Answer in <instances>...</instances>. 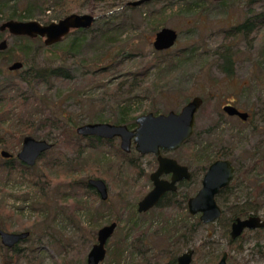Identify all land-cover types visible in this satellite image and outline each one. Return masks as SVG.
I'll list each match as a JSON object with an SVG mask.
<instances>
[{"label": "rangeland", "instance_id": "374dc122", "mask_svg": "<svg viewBox=\"0 0 264 264\" xmlns=\"http://www.w3.org/2000/svg\"><path fill=\"white\" fill-rule=\"evenodd\" d=\"M125 1L114 0L113 4L106 1L98 2L94 11L90 10L86 2H83L77 7L78 10L72 12L92 13L99 19L113 14H124L126 19L132 20V24L121 35L120 44L112 50L116 57L115 62H117L116 68L113 69L115 76L110 73L102 76L93 74L91 62L96 56L93 53H97V50L85 49L84 51L83 48V55L79 57L80 59H77V62L71 59L68 63L72 79L57 81L54 86L52 85L50 93L46 92L45 87L39 89L47 98L46 101L50 107L48 111L53 112L56 117L61 116L63 111L70 112L82 124L93 122L90 118L100 113L107 120L106 122L113 123L112 119L116 117V105L125 104L129 98L132 99L130 115L136 119L140 114L151 112L154 114H166L173 110L179 112L187 101L199 95L204 102L196 114L197 140L201 141L204 138L207 142L210 138L208 132H213L216 128L213 125L218 123L216 133L220 138L211 149H208V155L213 159L219 154H228L227 156L236 162L240 172H245L243 178L233 188V194L226 197L228 205L234 202L243 203L246 199H258L262 204L258 215L264 217V188L257 190L255 186L257 181L264 187V170L260 168L252 170L254 154L259 157L264 156V23L255 32L239 34L236 37L231 33L226 34L230 28L245 21L246 18H252L264 12V0H228L224 5L219 4L218 0H177L174 8L165 6L164 3H157L138 6L139 9L135 11L124 7ZM188 5L192 8L190 13H186ZM50 14L51 16L45 22L37 20L48 24L64 17L60 12ZM163 27H170L178 32V40L169 51L196 45L199 52L189 65L172 76L159 80V70L152 66L146 71V75L138 74L139 76L135 77L134 74L149 66L151 61L159 56L153 42L156 33ZM4 33V36L7 35L9 45L20 41V36H12L8 31ZM81 34L91 36V32ZM70 39L71 36L62 42L56 56L39 46V43L32 44L34 46L31 53L33 64L37 68L60 65L63 59L60 56V50L68 47ZM40 40L44 42L43 38ZM226 52L230 53L235 60L233 69L235 72L232 78H226L223 70L222 56ZM12 62L10 54H5L0 58V81L6 78H17L19 71L14 72L8 69ZM112 77L115 78L112 79ZM110 79L113 80L111 83ZM106 83L110 84L104 86ZM228 103L249 113V120L242 121L238 117L225 114L223 107ZM49 122L46 124L40 121L34 127L35 133L31 135L39 139L48 135L49 141L56 142L58 130L53 128ZM26 125L24 118L18 120L8 118L5 123L0 121V137H2L0 138V151L6 150L16 157L22 148L23 140L19 145L14 142V149H6L2 142L15 141V134L22 133ZM11 133L14 135H10ZM218 137L214 136V140ZM113 142L118 147L120 146V139L116 138ZM55 146L54 155L59 156L65 153L71 155L69 156L71 158L77 155L71 143L64 142ZM191 149L189 146L186 149L166 153L185 164L192 165L191 168L195 171L194 178L181 191H187L189 187L188 190L195 194L202 184L201 167L204 162H197L196 157H193L195 150L193 152ZM131 153L130 158H135L133 164L135 166L122 158L111 156V153L105 154L104 152L102 153L104 160L100 159L96 165L94 160L98 158L87 154L91 159L85 170L76 172L74 177L62 176L60 180L47 179L43 176L36 187H32L30 183L19 179L18 176L6 182L4 174L1 175L0 202L5 207L0 210V221L3 220L8 226H3V229L11 233L29 230L32 236L17 243L25 250L7 251V246L1 243L3 247L0 250V264H85L88 250L95 240L90 246L83 247L79 236L83 233L86 236L92 235L91 230L95 227L92 222L95 220L91 218L92 216L101 221V226L111 223L117 216L122 219L113 238L110 239V244L113 243L124 230L129 228L124 223L130 219L128 206L132 208L134 204L137 206L138 201L152 189L153 184L148 176L157 167L156 165L153 167V163H158L154 154L140 155L135 150ZM2 159L4 160L0 155V160ZM42 169L43 167L39 166L35 171L40 175L44 172L51 177L55 175L46 168L43 171ZM143 169L147 174L141 176L143 173H139ZM77 178L87 181L89 178H102L109 186V199L104 201L106 203L99 197L95 199L83 192L78 196L83 198L84 202L83 208L78 211L83 221V227H81L83 233L78 232L76 226L62 221L60 214L57 216L60 210L57 198L62 192L59 187L66 189L67 183ZM243 180L245 181L241 184ZM4 183L6 186L1 189ZM24 198L26 200H23ZM43 200L47 201L48 210L40 216L30 206L35 203L38 208H44L39 203ZM220 203L224 208V203ZM23 206H25L23 210L19 209ZM182 213L181 209L168 207L162 211V216H170L172 224L178 228L180 226L178 220H181ZM159 215V212L158 214L150 213L148 218L133 221L139 229L136 234L144 235L146 243L144 245L139 243L146 253L132 251L127 255L123 264L157 263L158 251L164 248L168 239L171 238L164 231L158 232L159 229H165L157 225L160 221ZM227 216H223L220 222L202 223L197 232L190 237L188 247L183 246L182 238L178 239L183 246L182 252L191 247H198L199 251L194 255V264H209V261L213 259L216 263L225 249L229 252V264H264V231H246L243 248L230 250L227 246V229L224 225ZM175 222H177L176 225ZM101 226L97 227L96 231ZM38 245L39 250L34 251L33 254L29 252V246Z\"/></svg>", "mask_w": 264, "mask_h": 264}, {"label": "trees", "instance_id": "16d2710c", "mask_svg": "<svg viewBox=\"0 0 264 264\" xmlns=\"http://www.w3.org/2000/svg\"><path fill=\"white\" fill-rule=\"evenodd\" d=\"M102 1H106L110 4H113L114 0H0V24L3 23V21L14 19H39L40 21L45 22L51 16V12H60V14L64 15L65 17L72 13L74 10H78L77 7L80 5V3L83 2H86V4L90 6V10L94 11L98 2ZM129 1L130 0H126L124 2V7L132 9L134 11L135 9H139L138 6L131 7L126 5V3ZM176 1L177 0H146V2H144L142 5L164 3L165 6H170L174 8ZM226 1L228 0L219 1V4L224 5ZM186 10V13H190V11L192 10L191 5H188ZM263 23L264 12L257 14V16L255 17L246 18L245 21L236 24V26H233V28H230V30H228L226 34L231 33L233 36L236 37V35L239 34L255 32L259 26L263 25ZM131 24L132 20L126 19L124 17V14H113L109 16H104L103 19L98 18L96 22L92 25V27L89 29L81 28V30L71 31L69 36L65 37L62 41H59V43L53 44L49 47L40 40V37H37V39H32L27 36H20V41L18 43L15 42L14 45L8 44V48L6 50L0 51V58L5 56V54H10L13 60L12 63L16 61H21L23 63V69L16 70V72L19 71L16 79L6 78L5 80L0 81V121L5 123L8 118H12L13 120L24 118L25 123L27 124L26 129L22 133L19 132L15 134V141H3L2 144L6 147V149H14V142H17L19 145L25 136L35 133L34 127L37 126L40 121H43L46 124L50 121L49 123H51V126L58 130L59 133L56 142H52L54 144L53 148L43 153L42 157L37 161L34 166H32V168L18 161L17 157L13 155L9 159L0 160V177L4 174L6 182L18 176L19 179L30 183L32 187H36L38 186L40 180H42L43 176L47 179L53 180H60L62 176L74 177V174H76V172H81L82 170L86 169L87 165L89 166L91 158L87 154H90L91 156L95 155L94 158H98L94 160V163L96 165L98 164V161H100V159L104 160V157L102 156L103 152L105 154L111 153V156L114 155L119 159L122 158L123 160L127 161L130 165L134 164L135 158H130V155L132 153L124 152L120 146L118 147L117 145H115L113 142L115 138L104 140L100 137L80 136L76 132V128L79 125H82V123L78 121L77 117L73 116V114L66 111H63V113L59 117H56L53 112L50 113V107H48L46 101L47 98L39 90L41 87H45L46 92L50 93L54 84L57 81L61 79H72L68 63L69 61H71V59L77 62V59H80L79 57L83 55V48L84 51L85 49L97 50V53H93L96 56L91 62L93 74H101L102 76L105 74L109 75L110 73L112 76H115L113 73V69L116 68L117 62H115L116 57L112 53V50L115 48V46H118L120 44L121 35L125 32V29L129 25L131 26ZM94 25L96 27H94ZM4 32H0V41L6 39L7 37V35L4 36ZM85 32H91V36L87 37L86 35L81 34ZM70 36L71 39L68 43V47L60 50V56L63 57L60 65H49V67L37 68L33 64L31 60V53L34 46H32V44L39 43V46H41L47 51L52 52V54L56 56L57 50L61 46L62 42ZM197 52L199 51L196 45H192L188 48H181L176 51H158L159 56L155 57L156 59L154 61H151L149 66L143 68V70L138 71V73L134 75L135 77H138L139 75L144 76L146 75V71L153 66L159 70V80L164 77L172 76V74H177L179 71L182 70V68H185L187 65H189L191 60H193V58L197 54ZM222 59L224 61L223 70L226 78L234 77L235 70L233 69L235 65V60L233 59L232 55L226 52V54L222 56ZM114 78L115 77H112V79ZM112 79H110V83L113 81ZM110 83H106L104 86H107ZM131 100L132 99L129 98L127 101H125V104L122 105L118 103L116 105V117L112 119L113 123L126 124L129 126V128L136 126V119H133L130 115ZM90 120L93 122L107 121L104 117H102L100 113H97L94 117L90 118ZM131 120L133 121L130 122ZM213 126L216 128H214L213 132H208V137L210 138L207 139V142L204 138L201 141H198V136H196V133L192 137H190V139H188L186 143H184L180 148L186 149L190 146V149L192 148V151L195 150L193 157H196L195 159L199 163L204 162V165H202L201 167L203 174L207 171V167L211 162H213L214 159H220V157L231 158L227 156L228 154H219L213 159L211 158V156L208 155V149H211L212 145L215 144L220 138L216 133V130L219 127L218 123H215V125ZM10 135H14V133H11ZM214 136H217L218 139L214 140ZM44 137L47 139L49 138L48 135H45ZM196 140L197 143L195 142ZM64 142L73 144L75 154H77L76 157L72 156L71 158L69 157L71 155L65 153L64 155L60 154L59 156L54 155V147H56L55 145ZM204 142H206L205 146H203ZM106 147H108L107 150ZM131 151L134 152V149H132ZM254 157L255 159L252 164V170H258V168L264 170V156L259 157L254 154ZM233 162L236 168V176L234 178V181L232 182V185L229 188L221 191V195L218 198L220 202L224 203V208L222 212V217L217 221L220 222L223 216L228 215L226 219V224H224L227 229V246H229L230 250H241L244 246L243 240L245 239L246 231L242 234V236L233 239L232 236H230L231 223L234 219L238 217L244 218L253 215H258L262 204L258 201V199H246L243 203L234 202L232 205H230V203L228 205L226 197L231 196L233 194V188L240 182V179L243 178V175L245 174V172L241 173L240 170L237 168L238 166L236 165V162ZM39 166L43 167L42 171L46 168L47 171L54 172L55 175L51 177L45 172L41 175L38 174V172H36L35 170ZM98 166L96 168H98ZM89 176L91 177V175ZM244 181L245 180L241 181V184H243ZM190 182H187L184 185H180L179 190L176 193H166V196L158 203L155 209L145 212V214H141L138 212V207L136 206V204L133 205V208L129 205L128 207L130 209V219L124 221V223H126L129 228L128 230H124L122 234L113 241V243L108 244V253L105 260L103 261V264H123L127 255L132 251L135 252L137 250L141 253H146V250L140 245V243L143 245L146 243L144 235L142 234L141 236H139L138 234H136L138 233L139 229L137 228V225L133 223V221L137 219L148 218L150 213L158 214V212L160 214V221L157 225H160L161 228H165L163 230L159 229L158 232L164 231V233L169 234L171 238L168 239L166 246L158 251L156 255V264L175 263L177 261V257L182 252L183 246L188 245V243L190 242V237L195 234L198 228L202 225V222L197 216H193L188 212L187 201L189 197H191L194 193L192 194L191 191L188 190L189 187L187 191H181V189L188 186ZM5 186L6 183L2 184L1 189ZM255 186L257 190L259 188H264L263 186H261V184H258L257 181L255 182ZM59 188L62 192L59 193L60 196H58L57 198L60 208L57 213V216H59L60 214L59 217L62 221H65L70 225L76 226L78 232L83 233L81 231V227H83V221L79 217L78 211L80 208H83L82 205L84 204V202L82 200L83 198L81 199L78 196L80 194L86 193L88 196H91L95 199H99L96 190L88 184L87 180H84L82 178L73 179V181L67 183L66 189L62 187ZM42 191H44V189H42ZM23 200H26V198H24ZM39 203L42 204L44 208H38L35 203L30 207L33 211L36 210L37 214L41 216L47 212L48 205L46 200H43ZM3 207H5L4 204L0 202V210L3 209ZM24 207L25 206L19 209L23 210ZM168 207L181 209L183 211L181 215V220H178V222H180V226L178 228L172 224V219H170V216H162V211L167 209ZM40 211H42V213H40ZM91 218L95 220L92 221L95 225V227L91 230L93 232L92 235L86 236L83 233L79 236L80 241L83 242V247L90 246L94 240L96 242L98 233V231H96V228L100 227L102 224L101 221L97 220L95 216H92ZM114 220L118 222L119 226V222H121L122 219L117 216ZM176 223L177 222H175V225ZM3 226L8 227L2 220L0 221V228H3ZM48 227L51 228L50 226ZM256 230L264 231V228H258ZM30 236H32V234ZM30 236L27 239H29ZM174 238H176V240H174ZM180 238L183 239V246H181V243L178 241V239ZM3 245L0 242V250ZM6 248L7 251L12 252L20 251L23 249L18 244H15L11 248L8 246ZM193 248H195V253L199 251L198 247L195 246ZM28 249L29 252L33 254L34 251L39 250V245L36 247L29 246ZM260 252H262V250H260ZM213 261L214 259L210 260L209 264H213L215 262Z\"/></svg>", "mask_w": 264, "mask_h": 264}, {"label": "water", "instance_id": "95a60500", "mask_svg": "<svg viewBox=\"0 0 264 264\" xmlns=\"http://www.w3.org/2000/svg\"><path fill=\"white\" fill-rule=\"evenodd\" d=\"M144 2L146 0H135L127 2L126 5L135 7ZM97 19L92 13H70L57 22L48 24H43L37 19L6 20L0 24V32L8 31L12 36H27L32 39L40 37L49 47L69 36L71 31L91 28ZM177 38L178 32L175 29L163 27L156 33L153 46L156 51L169 50L176 44ZM7 48L8 40L0 41V51ZM22 67L23 63L16 61L10 64L8 69L16 71L23 69ZM203 102V98L196 95L186 102L179 112L173 110L166 114H154L153 112L140 114L136 117L135 128H129L126 124L96 121L79 125L76 132L83 137L93 136L104 140L117 138L120 139V147L124 152L131 153V149L134 147L140 155L154 154L157 157L159 166L151 175L153 189L137 204L138 211L145 213L155 208L166 192H176L178 182L191 178L192 173L188 166L180 164L172 157L163 155V151L174 152L195 133L196 114L203 106ZM223 111L225 114L237 116L243 121H247L249 118V113L239 111L236 106L230 103L223 107ZM21 146L16 157L20 162L32 168L42 157V154L51 150L54 144L47 139H38L33 135H27L23 138ZM0 155L4 159H9L12 153L1 150ZM207 170L201 181V188L195 196L188 199L187 205L191 215H200V220L203 223L211 224L222 217V209L216 199L222 189L231 185L236 169L232 160L220 158V160L211 163ZM164 174H172L171 180L161 179ZM88 184L96 190L100 198L103 200L109 198V188L102 178H90ZM231 225L230 236L234 239L242 236L245 230L264 228V217L260 215L244 219L238 217ZM117 226V221L101 226L96 242L88 251L86 264H103L107 255L106 246L116 232ZM30 235L29 231L11 233L0 228V241L10 248ZM194 251L195 249L192 247L185 250L178 256V260L174 264H191ZM228 258V250H224L216 264H228Z\"/></svg>", "mask_w": 264, "mask_h": 264}, {"label": "flooded vegetation", "instance_id": "af4514ba", "mask_svg": "<svg viewBox=\"0 0 264 264\" xmlns=\"http://www.w3.org/2000/svg\"><path fill=\"white\" fill-rule=\"evenodd\" d=\"M230 104H232V103H230ZM227 105H228V104H227ZM225 106H226V105H225ZM234 106H235V105H234ZM240 110H241V109L239 108V111H240ZM241 111H242V110H241ZM227 115H228V114H227ZM230 116H231V115H230ZM233 117H237V116H233ZM238 118H239V117H238ZM249 118H250V114H249ZM249 118H248V119H249ZM239 119H241V118H239ZM248 119H247V120H248ZM241 120H242V119H241ZM242 121H243V120H242ZM135 127H136V126H135ZM135 127H131V128H135ZM195 131H196V130H195ZM194 134H195V133H194ZM194 134H193V135H194ZM193 135H192V136H193ZM192 136H191V137H192ZM181 147H182V146H181ZM181 147H180V148H181ZM180 148L176 149L175 151L180 150ZM132 149H134V147H132ZM132 149H131V150H132ZM134 150H135V149H134ZM175 151H174V152H175ZM166 152H169V151H163V155L168 156ZM155 157H156V156H155ZM169 157H170V156H169ZM172 158H173V157H172ZM220 158H224V159L232 160V158H227V157H220ZM174 159H176V158H174ZM176 160H177V159H176ZM216 160H220V159H214L213 162H215ZM156 161H157V157H156ZM177 161H178L180 164H182V165H186V166H188L189 171H191V173H192V176H191L190 179H187V180H183V181L178 182V184H177V185H178L177 191H178L180 185H184L185 183L190 182V181L193 180L194 175H195V171L192 170V168H191L192 165H191V164H185L183 161H179V160H177ZM213 162H211V163H213ZM232 162H233V160H232ZM211 163H210V164H211ZM210 164H209V165H210ZM233 164H234V162H233ZM154 165L157 166V167L154 169V171H156V170L158 169L159 163H153V167H154ZM234 166H235V164H234ZM208 168H209V166L207 167V169H208ZM207 169H206V170H207ZM235 169H236V168H235ZM154 171L151 172V174L148 176V177H149V180H150V182H151V184H152V181H151V175L154 173ZM207 171H208V170H207ZM207 171H206V172H207ZM206 172L203 174L202 179H203L204 175L206 174ZM141 173H143V174H141ZM139 174H141V176H142V175H146L147 173H146L145 170L143 169V170H141V172H140ZM235 176H236V173H235ZM171 178H172V174H164V175L161 176V179H163V180H165V179H166V180H171ZM234 178H235V177H234ZM202 179H201V181H202ZM233 181H234V179H233ZM233 181H232V182H233ZM190 183H191V182H190ZM106 184H107V183H106ZM231 185H232V183H231ZM231 185H230V186H231ZM201 186H202V184H201ZM201 186H200V188H201ZM230 186H229V187H230ZM108 187H109V186H108ZM229 187H227V188H229ZM200 188H199V189H200ZM227 188H225V189H227ZM152 189H153V187H152ZM152 189H151V190H152ZM225 189H222L221 191H223V190H225ZM151 190H150V191H151ZM177 191H176V192H177ZM198 191H199V190H198ZM198 191H197V192H198ZM148 192H149V191H148ZM148 192H147V193H148ZM168 192H171V191H168ZM168 192H166V193H168ZM176 192H172V193H176ZM197 192H196L194 195H192V196H195V195L197 194ZM147 193H146V194H147ZM97 194H98V193H97ZM146 194H145V195H146ZM220 195H221V193L217 196V199H216V200H217V203H219V205H220V207H221V203H220V201L218 200V198H219ZM98 196H99V195H98ZM165 196H166V194H165ZM165 196H164V197H165ZM192 196H191V197H192ZM108 197H109V196H108ZM164 197H163V198H164ZM99 198H100V197H99ZM143 198H144V197H143ZM143 198H142V199H143ZM163 198H162V199H163ZM189 198H190V197H189ZM101 199H102V198H101ZM108 199H109V198H108ZM108 199H107V200H108ZM142 199H141V200H142ZM162 199H161V200H162ZM102 200H103V199H102ZM107 200H103V201H107ZM141 200H139V201H141ZM161 200H160V201H161ZM139 201H138V202H139ZM160 201H159V202H160ZM187 202H188V201H187ZM137 204H138V203H137ZM157 205H158V204H157ZM157 205H156V206H157ZM156 206H155V207H156ZM137 207H138V206H137ZM153 209H155V208H153ZM221 209H222V212H223V208H222V207H221ZM151 210H152V209H151ZM149 211H150V210H149ZM138 212H139V211H138ZM146 212H148V211H146ZM188 212H189V211H188ZM139 213H140V212H139ZM141 214H145V213H141ZM222 215H223V214H222ZM193 216H194V215H193ZM196 216H199V219H200V215H196ZM240 218H241V217H240ZM244 218H245V217H244ZM244 218H242V219H244ZM218 220H219V219H218ZM234 220H235V219H234ZM234 220H233V222H234ZM113 221H115V220H113ZM200 221H201V220H200ZM201 222H202V221H201ZM233 222H232V223H233ZM111 223H112V222H111ZM111 223H109V224H111ZM117 223H118V222H117ZM202 223H203V222H202ZM232 223H231V224H232ZM204 224H205V223H204ZM105 225H107V224H105ZM103 226H104V225H103ZM117 227H118V226H117ZM231 227H232V225H231ZM99 229H100V228H99ZM99 229H98V230H99ZM116 229H117V228H116ZM98 230H97V231H98ZM24 231H25V230H24ZM116 231H117V230H116ZM245 231H248V230H245ZM251 231H254V230H251ZM230 233H231V229H230ZM244 233H245V232H244ZM114 234H115V233H114ZM112 238H113V237H112ZM112 238H111V239H112ZM109 240H110V239H109ZM109 243H110V241L108 242V244H109ZM108 244H107V246H108ZM107 246H106V252H107ZM192 248H193V247H192ZM188 249H190V248H188ZM188 249H186V250H188ZM194 249H195V248H194ZM225 250H227V249H225ZM184 251H185V250H184ZM184 251H183V252H184ZM223 252H224V251H223ZM223 252H222V254H223ZM107 253H108V252H107ZM181 253H182V252H181ZM181 253H180V254H181ZM222 254H221V255H222ZM194 255H195V251H194V253H193V257H192L193 260H192L191 264H194V263H195V262H194ZM221 255L219 256L220 258H221ZM106 256H107V255H106ZM228 257H229V252H228ZM177 258H178V257H177ZM220 258H219V259H220ZM229 258H230V257H229ZM229 258H228V264H229ZM86 259H87V258H86ZM219 259H218V260H219ZM104 260H105V259H104ZM177 260H178V259H177ZM218 260H217V262H218ZM176 262H177V261H176ZM217 262H216V263H217ZM216 263L214 262L213 264H216ZM85 264H86V263H85ZM173 264H174V263H173Z\"/></svg>", "mask_w": 264, "mask_h": 264}]
</instances>
